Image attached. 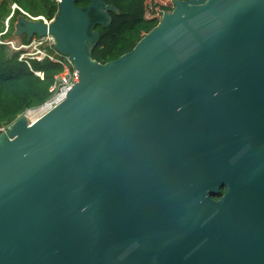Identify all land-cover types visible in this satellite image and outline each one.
Masks as SVG:
<instances>
[{"label": "water", "instance_id": "obj_1", "mask_svg": "<svg viewBox=\"0 0 264 264\" xmlns=\"http://www.w3.org/2000/svg\"><path fill=\"white\" fill-rule=\"evenodd\" d=\"M57 3L15 23L76 84L2 129L0 264H264V0H173L104 63L118 10Z\"/></svg>", "mask_w": 264, "mask_h": 264}, {"label": "trees", "instance_id": "obj_2", "mask_svg": "<svg viewBox=\"0 0 264 264\" xmlns=\"http://www.w3.org/2000/svg\"><path fill=\"white\" fill-rule=\"evenodd\" d=\"M112 4L118 12H109L110 22L103 26L96 24L93 29L98 31L99 40L90 49V56L104 63L116 59L121 54L131 50L134 45L159 23L163 12H170L174 6L173 0H102ZM91 0H75L79 7H86ZM16 3L21 7L42 10L34 16L43 15L52 19L57 11L55 0H0V32L3 21L9 14L10 5ZM19 15L13 12L9 19V29L1 35L4 41L12 40L14 24ZM91 19H94L89 12ZM20 42H27L25 34L20 35ZM16 43V44H18ZM18 51L0 44V127L11 124L19 114L40 106L51 94L50 87L54 76L61 67L46 58L38 61L30 60V68L17 60ZM35 72H40L41 76Z\"/></svg>", "mask_w": 264, "mask_h": 264}, {"label": "built area", "instance_id": "obj_3", "mask_svg": "<svg viewBox=\"0 0 264 264\" xmlns=\"http://www.w3.org/2000/svg\"><path fill=\"white\" fill-rule=\"evenodd\" d=\"M58 2L59 0H55ZM18 10L24 17L35 20L36 17L30 15L25 10L21 9L16 3L10 5L9 14L5 17L3 21V29L0 32V44L10 45L13 50L18 51L17 60L22 61L30 68V60L35 59L41 61L47 59L54 64L61 67V70L55 74L54 82L50 87V96L38 107L34 109L44 108V110L60 95L64 94L69 88L76 84V69L73 65L71 59H68L64 54L58 52L54 47L51 46L50 34H46L42 37L33 36L28 42H20L18 44L11 40L4 41L1 35L8 31L9 29V19L12 17L13 12ZM40 20L44 23H49L52 19H46L42 17ZM37 47L34 52H27L29 47ZM37 75L41 76L40 72H35ZM43 110V111H44Z\"/></svg>", "mask_w": 264, "mask_h": 264}, {"label": "rangeland", "instance_id": "obj_4", "mask_svg": "<svg viewBox=\"0 0 264 264\" xmlns=\"http://www.w3.org/2000/svg\"><path fill=\"white\" fill-rule=\"evenodd\" d=\"M26 4V3H25ZM23 5L22 7L20 6V5H18L21 9H23V10H26V12H29V14L30 15H32V16H34L35 14H37V13H39V12H41L42 13V10H40V9H37V8H34V10L33 9H31V8H29V7H27L26 5ZM99 11H101V12H103V13H105L104 15H105V17H107L106 16V12H105V10H104V7L103 6H99ZM38 16V15H37ZM43 16V15H42ZM44 17V16H43ZM27 19H29L30 20V18H27ZM106 19V18H105ZM11 31H13V37H12V40H13V42L14 43H18L19 41H20V34L18 33L19 31L18 30H16V28H15V24H14V26H13V28L12 29H10ZM3 45V44H2ZM8 47H10V49H12L11 48V46L10 45H7ZM36 48L37 47H32V46H30L29 47V49L28 50H26L27 52H29V53H31V52H34L35 50H36ZM29 110H33V109H28V110H26V111H24V112H22L21 114H19L18 116H17V118L16 119H19V118H21V116L24 114V116L26 115V114H28L29 112ZM15 119V120H16ZM10 125V124H9ZM8 125V126H9ZM5 127H0V135L2 134V132L4 133V131L2 130V129H4Z\"/></svg>", "mask_w": 264, "mask_h": 264}, {"label": "flooded vegetation", "instance_id": "obj_5", "mask_svg": "<svg viewBox=\"0 0 264 264\" xmlns=\"http://www.w3.org/2000/svg\"><path fill=\"white\" fill-rule=\"evenodd\" d=\"M96 14H98L97 15V17H95L96 19H102L103 18V16H102V14H99V13H96ZM95 15V14H94ZM224 191H225V188H220V191L215 195V196H212L213 198H215V199H218L223 193H224Z\"/></svg>", "mask_w": 264, "mask_h": 264}, {"label": "bare ground", "instance_id": "obj_6", "mask_svg": "<svg viewBox=\"0 0 264 264\" xmlns=\"http://www.w3.org/2000/svg\"><path fill=\"white\" fill-rule=\"evenodd\" d=\"M36 17V19H41L43 16H41V15H39V16H35ZM44 110V108H40V109H33V110H29L28 112V114H30V113H32V112H34V111H43ZM28 114H26L25 116L23 115V117L22 118H25ZM7 131H4V133H6ZM4 133H2L1 135H0V137L4 134Z\"/></svg>", "mask_w": 264, "mask_h": 264}, {"label": "crops", "instance_id": "obj_7", "mask_svg": "<svg viewBox=\"0 0 264 264\" xmlns=\"http://www.w3.org/2000/svg\"><path fill=\"white\" fill-rule=\"evenodd\" d=\"M26 11V10H25ZM29 13V12H28Z\"/></svg>", "mask_w": 264, "mask_h": 264}]
</instances>
